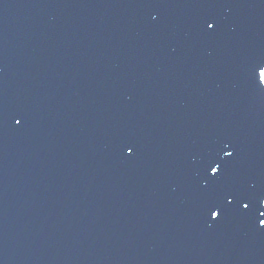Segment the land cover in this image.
<instances>
[{
  "label": "water",
  "instance_id": "1",
  "mask_svg": "<svg viewBox=\"0 0 264 264\" xmlns=\"http://www.w3.org/2000/svg\"><path fill=\"white\" fill-rule=\"evenodd\" d=\"M0 264H129L81 0H0Z\"/></svg>",
  "mask_w": 264,
  "mask_h": 264
},
{
  "label": "snow or ice",
  "instance_id": "2",
  "mask_svg": "<svg viewBox=\"0 0 264 264\" xmlns=\"http://www.w3.org/2000/svg\"><path fill=\"white\" fill-rule=\"evenodd\" d=\"M204 25L207 30H214L216 27L215 20H205ZM259 72L258 83L261 86H264V64L257 66ZM23 116L19 118H14L16 125H20L23 121ZM121 151L124 152L127 156H134L136 152V145L134 143H128L122 146ZM235 149L230 144H225L220 149L223 157L231 158L233 157ZM205 171L210 180L214 181L223 175L224 164L223 161H218L215 158H210L207 161V167ZM253 195L251 193L242 192L235 187H222L218 193L215 195L209 196L206 200L205 210L209 215L210 221L217 222L219 221L227 212L238 211L244 215L249 213L246 211L249 209L250 203H252ZM255 199L258 200L259 205L264 207V196H257ZM247 201V202H246ZM259 217H264V211L258 213V223L257 227L264 229V219H259Z\"/></svg>",
  "mask_w": 264,
  "mask_h": 264
}]
</instances>
